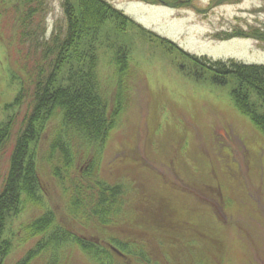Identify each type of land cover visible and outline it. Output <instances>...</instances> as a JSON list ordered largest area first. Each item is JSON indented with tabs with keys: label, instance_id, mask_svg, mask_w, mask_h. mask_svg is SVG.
I'll use <instances>...</instances> for the list:
<instances>
[{
	"label": "rangeland",
	"instance_id": "rangeland-1",
	"mask_svg": "<svg viewBox=\"0 0 264 264\" xmlns=\"http://www.w3.org/2000/svg\"><path fill=\"white\" fill-rule=\"evenodd\" d=\"M43 1L28 26L20 20L24 0H0V191L30 111L33 81L52 70L44 45L67 29L65 0ZM106 1L193 56L264 63L263 42L220 39L264 27V0H182L188 1L182 7L172 6L174 0ZM149 35L109 22L96 42L81 43L72 54L75 65L59 73L67 83L70 68L79 69L77 56H86L92 89L117 114L103 142L68 126L59 109L35 124L38 138L28 160L36 188L22 192L18 213L7 220L4 238L11 248L3 264H17L41 240L50 248L29 264L114 262L97 249L84 252L73 238L64 241L63 231L108 243L119 239L141 255L134 256L138 264H264V131L238 106L235 80L219 86L204 72L189 76L188 59ZM248 92V102L264 115V98ZM59 145L68 152L67 164ZM99 180L119 187L123 201L111 207L102 227L87 219L89 203L79 211L73 205L80 188ZM49 212L50 230L33 235L29 224Z\"/></svg>",
	"mask_w": 264,
	"mask_h": 264
},
{
	"label": "trees",
	"instance_id": "trees-1",
	"mask_svg": "<svg viewBox=\"0 0 264 264\" xmlns=\"http://www.w3.org/2000/svg\"><path fill=\"white\" fill-rule=\"evenodd\" d=\"M152 3L162 2L165 0H149ZM188 1L174 0L172 6L182 7L187 5ZM224 0H215V4H222ZM43 0H24V9L21 16V25H33L35 18L38 16L39 9L43 6ZM64 11L67 17V29L64 37L53 33L50 41L44 45V54L48 57L49 65L52 70L45 77L40 72L33 81L34 88L31 94L30 111L25 116L23 128L18 133L16 143L10 158L9 170L0 191V264H3L7 257L11 243L4 238L7 226V220L10 216L18 213L22 203V192L34 193L36 188V175L32 162L28 160V151L30 144L37 140L38 130L37 122L42 118H48L50 112L59 109L63 112V119L75 130H80L91 137L101 140H107L109 132L113 127V115L117 112L110 113L105 102L98 96L95 89L89 81L86 72V56H77L79 69L70 68V74L67 76V83H64V77L58 79L62 70L71 63V56L78 52L81 43L84 48L86 45L98 39L99 32L107 23L113 22L117 28L126 30L129 25H135L144 34L158 41L170 52H176L184 59L190 62L188 75L199 78L203 72L209 75L213 84L226 86L231 79L237 82L238 92H235V99L238 106L248 115L253 122L264 131V115L259 114L248 102V90H252L261 98H264V63L263 64H246L229 61H211L205 57H196L183 49L179 48L174 42L148 32V30L137 25L134 20L124 14L121 10L115 8L106 0H65ZM27 26V29H28ZM234 37L252 38L264 43V27H252L249 30H235L231 33H225L220 39L227 40ZM87 53V49L85 50ZM119 52L117 56H120ZM121 57V56H120ZM94 64V59H91ZM185 64L181 65L185 69ZM60 73V74H59ZM247 95V98L245 97ZM36 124V125H35ZM60 156L64 164L68 163V152L62 145L58 146ZM68 167V165H65ZM61 176V174L59 173ZM182 190H187L183 187ZM122 196L121 189L117 186L110 185L102 180L97 181L93 187L79 189V198L73 201L76 209L79 211L81 205L88 204L89 210L86 214L87 219L94 220L97 225L102 227L107 224L110 209L113 206L123 205L120 199ZM87 198H93L87 201ZM52 212L34 220L29 224L28 230L33 235H43L48 232L52 224ZM61 237L64 241L73 238L77 247L84 252H97L100 256L102 253L107 254L114 260L112 264H138L129 246L119 239L113 238L112 243L86 239L83 236L74 235L70 232L63 231ZM58 239V238H57ZM50 242L39 241L38 248L30 250L25 258L17 264H29L42 249L50 248ZM56 245H58L56 243ZM108 245H111L108 246ZM108 246V247H107ZM97 249V250H95ZM129 253L132 255H129ZM135 256V257H134ZM115 258H120L115 263ZM134 257V258H133Z\"/></svg>",
	"mask_w": 264,
	"mask_h": 264
}]
</instances>
